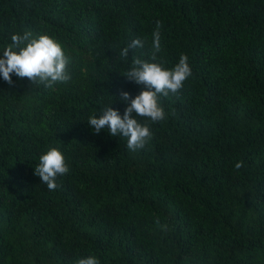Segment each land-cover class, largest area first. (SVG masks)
I'll return each mask as SVG.
<instances>
[{
  "label": "trees",
  "instance_id": "obj_1",
  "mask_svg": "<svg viewBox=\"0 0 264 264\" xmlns=\"http://www.w3.org/2000/svg\"><path fill=\"white\" fill-rule=\"evenodd\" d=\"M157 21L164 67L185 54L192 75L164 120L135 116L153 138L131 152L88 119L147 90L124 74ZM25 31L60 43L70 80L0 76V264H264V0H0V57ZM53 147L70 171L50 191Z\"/></svg>",
  "mask_w": 264,
  "mask_h": 264
},
{
  "label": "clouds",
  "instance_id": "obj_2",
  "mask_svg": "<svg viewBox=\"0 0 264 264\" xmlns=\"http://www.w3.org/2000/svg\"><path fill=\"white\" fill-rule=\"evenodd\" d=\"M161 27L162 22L157 21L152 32L150 61L133 55L131 68L124 74L129 80L144 85L147 90L141 91L135 98L128 92H121V99L127 102L123 117L111 106L103 105L99 109V116L93 114L88 119V124L95 133L107 129L111 136L126 138L127 148L131 152L145 149L153 138L148 124L138 122L135 116L146 118L152 123L164 120L166 116L159 104V97H168L170 93L178 94L184 82L192 75L185 54H181L174 67H164L165 61L158 55L162 51ZM11 41L0 57V76L10 86L13 84V74L18 78L26 77L33 84H43L49 89L70 80L67 71L69 57L65 55L60 43L53 38L48 35L34 37L31 31H25L22 35L13 34ZM143 47L144 41L136 38L119 54L122 58H128L130 49ZM235 167H242V162L237 163ZM69 171L64 155L53 147L40 155L34 174L50 191H55L60 186L56 182L57 177L64 176ZM76 264H100V261L95 256H88L80 258Z\"/></svg>",
  "mask_w": 264,
  "mask_h": 264
}]
</instances>
